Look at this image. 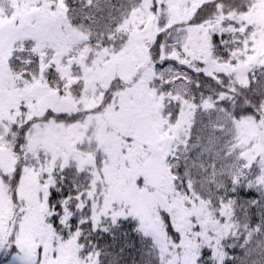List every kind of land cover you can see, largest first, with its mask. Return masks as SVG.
Instances as JSON below:
<instances>
[{"label": "snow or ice", "instance_id": "obj_1", "mask_svg": "<svg viewBox=\"0 0 264 264\" xmlns=\"http://www.w3.org/2000/svg\"><path fill=\"white\" fill-rule=\"evenodd\" d=\"M0 264H264V0H0Z\"/></svg>", "mask_w": 264, "mask_h": 264}]
</instances>
